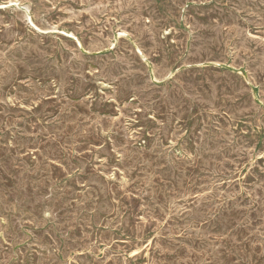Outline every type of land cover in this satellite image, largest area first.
I'll list each match as a JSON object with an SVG mask.
<instances>
[{
    "label": "rangeland",
    "instance_id": "obj_1",
    "mask_svg": "<svg viewBox=\"0 0 264 264\" xmlns=\"http://www.w3.org/2000/svg\"><path fill=\"white\" fill-rule=\"evenodd\" d=\"M143 263L264 264V0H0V264Z\"/></svg>",
    "mask_w": 264,
    "mask_h": 264
},
{
    "label": "bare ground",
    "instance_id": "obj_2",
    "mask_svg": "<svg viewBox=\"0 0 264 264\" xmlns=\"http://www.w3.org/2000/svg\"><path fill=\"white\" fill-rule=\"evenodd\" d=\"M21 1V0H20ZM34 1V0H33ZM58 1V0H57ZM164 1V0H163ZM167 1V0H166ZM45 2V1H44ZM162 2V1H161ZM186 2V1H185ZM187 2H189V1H187ZM43 3V2H42ZM164 3V2H163ZM192 3H194V2H192ZM34 4V3H33ZM62 4V3H61ZM186 4V3H185ZM38 5H41V4H38ZM54 5V4H53ZM163 5V4H162ZM8 6V5H7ZM24 6V5H23ZM22 6V7H23ZM42 6V5H41ZM76 6V5H75ZM29 7V6H28ZM182 7V6H181ZM183 7H185V6H183ZM163 8V7H162ZM34 9V8H33ZM42 9V8H41ZM176 9V8H175ZM37 10V9H36ZM44 10H45V8H44ZM49 10V9H48ZM47 10V11H48ZM183 10V9H182ZM14 11V10H13ZM18 11V10H17ZM43 11V10H42ZM9 12V11H8ZM32 12V11H31ZM49 12V11H48ZM51 12V11H50ZM34 14H35V12H34ZM53 14V13H52ZM27 15V14H26ZM83 15V14H82ZM34 16H36V15H34ZM43 16H44V14H43ZM46 16V15H45ZM51 16H53V15H51ZM13 17V16H12ZM48 17V16H47ZM54 17V16H53ZM10 18V17H9ZM35 18V17H34ZM100 18V17H99ZM40 19V18H39ZM38 19V20H39ZM45 19V18H44ZM57 19V18H56ZM11 20V19H10ZM50 20V19H49ZM92 20V19H91ZM178 20V19H177ZM33 21H35L34 19H33ZM58 21V20H57ZM65 21V20H64ZM71 22H72V20H71ZM101 22V21H100ZM18 23V22H17ZM60 23V22H59ZM93 23H94V21H93ZM92 23V24H93ZM34 24V23H33ZM53 24V23H52ZM97 24V23H96ZM20 25V24H19ZM73 25V24H72ZM21 26V25H20ZM19 26V27H20ZM66 27V26H65ZM73 27V26H72ZM89 27V26H88ZM96 27V26H95ZM52 28V27H51ZM56 28V27H55ZM74 28V27H73ZM76 29V28H75ZM92 29V28H91ZM47 30V29H46ZM49 30V29H48ZM42 31V30H41ZM98 31V30H97ZM171 31V30H170ZM45 32V31H44ZM75 32H76V30H75ZM79 32V31H78ZM81 32V31H80ZM83 32V31H82ZM119 32H122V31H119ZM73 33V32H72ZM69 34V33H68ZM164 34V33H163ZM51 35V34H50ZM67 37V36H66ZM59 38V37H58ZM74 38V37H73ZM79 39H80V37H79ZM86 40V39H85ZM59 42V41H58ZM81 42V41H80ZM86 42V41H85ZM114 42V41H113ZM119 41H117V43H118ZM116 45H118V44H116ZM59 47V46H58ZM171 48V47H170ZM114 50V49H113ZM178 71V70H177ZM176 72V71H175ZM170 75H172L171 73H170ZM243 77V76H242ZM169 78V77H168ZM160 81V80H159ZM173 83V82H172ZM175 83V82H174ZM197 106V105H196ZM198 107V106H197ZM202 112V111H201ZM191 114V113H190ZM196 114V113H195ZM262 114V113H261ZM250 115H251V113H250ZM263 116V115H262ZM261 117V116H260ZM252 119V118H251ZM263 119V118H262ZM250 121V120H249ZM252 124V123H251ZM258 124V123H257ZM245 126V125H244ZM250 126V125H249ZM261 126V125H260ZM256 138V137H255ZM259 149V148H258ZM254 159H255V157H253ZM258 160V159H257ZM254 161V160H253ZM134 200V199H133ZM128 203V202H127ZM137 208V207H136ZM138 209V208H137ZM135 210V209H134ZM129 211V210H128ZM137 213V212H136ZM137 215V214H136ZM137 217V216H136ZM133 223V222H132ZM146 227V226H145ZM144 227V228H145ZM151 227V226H150ZM132 229H133V227H132ZM151 229V228H150ZM127 230V229H126ZM145 230H146V228H145ZM133 233V232H132ZM128 235V234H127ZM131 235V234H130ZM135 238H136V236H135ZM152 238V237H151ZM217 238V237H216ZM130 241V240H129ZM130 243V242H129ZM142 244V243H141ZM151 245V244H150ZM144 247V246H143ZM131 249V248H130ZM151 249V248H150ZM145 250V249H144ZM135 253V252H134ZM151 255V254H150ZM147 261V260H146ZM149 261V260H148ZM131 262V261H130ZM147 263V262H146ZM144 264V263H143Z\"/></svg>",
    "mask_w": 264,
    "mask_h": 264
}]
</instances>
